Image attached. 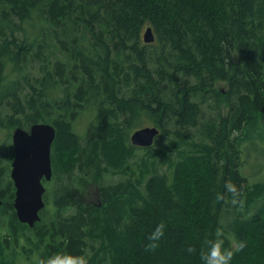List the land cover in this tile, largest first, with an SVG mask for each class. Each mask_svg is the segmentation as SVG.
I'll return each mask as SVG.
<instances>
[{
	"label": "trees",
	"instance_id": "16d2710c",
	"mask_svg": "<svg viewBox=\"0 0 264 264\" xmlns=\"http://www.w3.org/2000/svg\"><path fill=\"white\" fill-rule=\"evenodd\" d=\"M84 117L80 138L73 125ZM36 123L55 128L53 175L68 182L49 218L43 209L32 228L20 223L3 179L9 147L0 264L54 253L88 264H203L218 232L247 241L232 264H264V183L250 185L238 157L250 129L264 135V0H0V147ZM145 124L160 129L159 150L131 145ZM117 174L128 177L103 183Z\"/></svg>",
	"mask_w": 264,
	"mask_h": 264
},
{
	"label": "water",
	"instance_id": "95a60500",
	"mask_svg": "<svg viewBox=\"0 0 264 264\" xmlns=\"http://www.w3.org/2000/svg\"><path fill=\"white\" fill-rule=\"evenodd\" d=\"M142 41L144 44L155 41L151 27L144 30ZM159 134L160 129L156 126H146L133 131L129 140L134 147L149 148ZM55 136V128L46 123H36L29 131L17 127L11 134L13 158L10 179L14 186L12 206L18 221L29 228L40 221V211L45 206L42 180L50 181L52 178L51 147Z\"/></svg>",
	"mask_w": 264,
	"mask_h": 264
},
{
	"label": "rangeland",
	"instance_id": "374dc122",
	"mask_svg": "<svg viewBox=\"0 0 264 264\" xmlns=\"http://www.w3.org/2000/svg\"><path fill=\"white\" fill-rule=\"evenodd\" d=\"M215 87L220 88V89H225L226 85L224 82H217ZM227 114V107L225 105L222 106V116H226ZM90 121V117H84L78 121H76L73 125V130L74 132L79 135L80 138H84L86 135V129L88 126V123ZM143 126H150V125H142ZM257 128H263L264 130V124H258ZM259 132L260 129H250L248 132V137L247 139L241 144L239 150L241 152L239 153L238 157L241 164L240 172L246 176L248 179V183L250 185L256 184V183H264V135L262 138L259 137ZM264 132V131H263ZM164 138H159L156 139L155 143L150 147L151 150L157 149L159 150L164 146ZM9 147H12V140L11 137L8 138L5 142L4 140L2 141V145L0 147V165L2 167H7V163L4 159V155L7 153L9 150ZM144 151L141 149H137L135 152V156L129 160V165L131 167V171L134 170L135 176H132V178H136L138 174V167L137 164L139 163V158L144 155ZM156 162L158 161L157 158ZM11 163V162H10ZM9 163V165H10ZM10 166H9V171L6 173V175L3 177L4 181L7 179H10ZM160 171H164V167H161ZM75 174H78L77 171L74 172ZM128 174H130L129 171H127ZM128 174L126 175H105L103 183H116L122 179H126L128 177ZM58 177V176H57ZM52 176V179L50 181L44 182L43 185L45 187V193L43 196L44 202H45V207L44 209L46 210V218L50 217V214L53 212L55 209L54 205V193L64 184H67L68 180L67 177H61L57 178ZM11 180V179H10ZM94 189V187H92ZM95 201V199H94ZM64 215H69L71 214V211L68 210L63 213ZM224 238H228L231 241L232 247H234V239L232 236L229 235H223ZM27 243L21 239L20 246L25 247ZM20 251V249H18ZM92 253L90 249H87V256H89ZM89 257H87L88 259ZM17 264H36V258L35 255L31 257V259L26 260L22 258L21 256H18L17 258Z\"/></svg>",
	"mask_w": 264,
	"mask_h": 264
},
{
	"label": "clouds",
	"instance_id": "9594fccd",
	"mask_svg": "<svg viewBox=\"0 0 264 264\" xmlns=\"http://www.w3.org/2000/svg\"><path fill=\"white\" fill-rule=\"evenodd\" d=\"M229 190L237 193L235 185H229ZM160 234L158 230L154 232L152 234L153 240L157 239ZM246 244V240H237L234 247H225L223 234L218 232L215 237L209 236L206 238L205 247L200 251V259L203 264H232L235 253L243 249ZM38 264H88V259L84 255L54 253L46 259H40Z\"/></svg>",
	"mask_w": 264,
	"mask_h": 264
},
{
	"label": "flooded vegetation",
	"instance_id": "af4514ba",
	"mask_svg": "<svg viewBox=\"0 0 264 264\" xmlns=\"http://www.w3.org/2000/svg\"><path fill=\"white\" fill-rule=\"evenodd\" d=\"M29 131V129H28ZM52 151V150H51ZM51 167H52V163H51ZM52 176H53V169H52ZM52 179V178H51ZM44 182H46L44 179H43Z\"/></svg>",
	"mask_w": 264,
	"mask_h": 264
}]
</instances>
